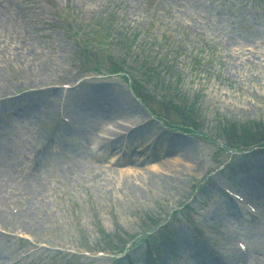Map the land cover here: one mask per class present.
<instances>
[{"label": "rangeland", "instance_id": "374dc122", "mask_svg": "<svg viewBox=\"0 0 264 264\" xmlns=\"http://www.w3.org/2000/svg\"><path fill=\"white\" fill-rule=\"evenodd\" d=\"M138 53L158 74L157 86L139 89L142 104L129 79L108 70L119 64L140 78ZM151 108L172 123L187 115L196 132L171 129ZM98 127L108 137L91 144ZM256 127L264 0H0V264H149V246L160 264H264V148L230 155L214 137L248 142ZM226 182L255 214L224 195ZM181 205L149 241L117 254L121 262L67 249L142 236Z\"/></svg>", "mask_w": 264, "mask_h": 264}, {"label": "bare ground", "instance_id": "6f19581e", "mask_svg": "<svg viewBox=\"0 0 264 264\" xmlns=\"http://www.w3.org/2000/svg\"><path fill=\"white\" fill-rule=\"evenodd\" d=\"M186 1H190V2H192V4L195 6V7H197V4H199V2L201 1V0H186ZM196 4V5H195ZM115 123H117V124H122L120 121H115ZM99 128V127H98ZM100 130H101V132H102V134H101V132H98V133H96L95 134V140L96 141H94V143H96L97 144V142H98V140H99V142L101 143V141H102V138H106V135H107V133H106V130H104L103 128H99ZM106 133V135H104ZM99 134H101L100 136H99ZM102 137V138H101ZM133 160H135V162H138L140 159H137V158H135V159H133ZM151 177H153V176H151ZM150 177V178H151ZM232 253H233V256L235 255V256H237V254H236V252H235V250L232 248Z\"/></svg>", "mask_w": 264, "mask_h": 264}]
</instances>
